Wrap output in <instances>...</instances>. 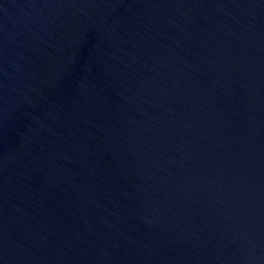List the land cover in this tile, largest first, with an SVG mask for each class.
Here are the masks:
<instances>
[{
    "label": "water",
    "instance_id": "obj_1",
    "mask_svg": "<svg viewBox=\"0 0 264 264\" xmlns=\"http://www.w3.org/2000/svg\"><path fill=\"white\" fill-rule=\"evenodd\" d=\"M0 264H264V0H0Z\"/></svg>",
    "mask_w": 264,
    "mask_h": 264
}]
</instances>
